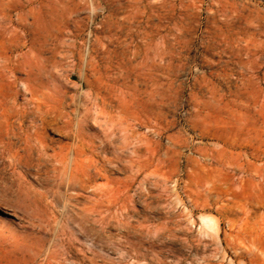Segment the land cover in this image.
<instances>
[{"label":"rangeland","instance_id":"374dc122","mask_svg":"<svg viewBox=\"0 0 264 264\" xmlns=\"http://www.w3.org/2000/svg\"><path fill=\"white\" fill-rule=\"evenodd\" d=\"M0 264H264V0H0Z\"/></svg>","mask_w":264,"mask_h":264},{"label":"bare ground","instance_id":"6f19581e","mask_svg":"<svg viewBox=\"0 0 264 264\" xmlns=\"http://www.w3.org/2000/svg\"><path fill=\"white\" fill-rule=\"evenodd\" d=\"M249 79V78H248ZM13 111V110H12ZM13 113V112H12ZM261 113V112H260ZM26 114V113H25ZM261 116V115H260ZM25 117V116H24ZM3 119V118H2ZM9 120V119H8ZM259 122V121H258ZM20 132V131H19ZM13 133V132H12ZM19 135H20V133H19ZM18 135V136H19ZM17 136V135H16ZM12 137V136H11ZM25 138V137H24ZM17 139V138H16ZM26 140V139H25ZM28 140V139H27ZM39 140H40V138H39ZM29 141V140H28ZM43 141V140H42ZM7 143V142H6ZM45 142H43V144H44ZM71 144V143H70ZM69 144V145H70ZM64 145V144H63ZM62 145V146H63ZM65 145H67V144H65ZM74 145V144H73ZM2 147V146H1ZM69 147V146H68ZM16 148H18V147H16ZM35 148V147H34ZM41 148V147H40ZM59 148H62V147H59ZM13 149H15L14 147H13ZM4 150V149H3ZM30 150V149H29ZM61 150V149H60ZM59 150V151H60ZM15 151V150H14ZM13 151V152H14ZM45 151V150H44ZM47 151V150H46ZM69 151V150H68ZM71 151V150H70ZM10 152V151H9ZM26 152H27V150H26ZM15 153H16V151H15ZM61 153V152H60ZM65 153V152H64ZM64 153H62V154H64ZM12 154V153H11ZM20 154V153H19ZM26 154V153H25ZM75 154V153H74ZM21 155H24L23 153H21ZM40 155V154H39ZM56 155V154H55ZM66 155V154H65ZM26 156V155H25ZM55 157V156H54ZM70 157V156H69ZM76 157V156H75ZM22 158V157H21ZM27 158V157H26ZM254 158V157H253ZM262 158V157H261ZM55 159V158H54ZM66 159V158H65ZM68 159V158H67ZM83 159V156H81V160ZM256 159V158H255ZM31 160V159H30ZM62 160H63V158H62ZM70 160V159H69ZM72 160V159H71ZM74 160V159H73ZM21 161V160H20ZM59 162H61V159H60V161ZM65 162V161H64ZM63 162V163H64ZM81 162V161H80ZM85 162V161H84ZM25 164V163H24ZM58 164V163H57ZM56 164V165H57ZM70 164V163H69ZM71 165V164H70ZM73 165V164H72ZM77 165V164H76ZM58 166V165H57ZM77 167V166H76ZM71 169V168H70ZM258 169V168H257ZM64 170V169H63ZM74 170V169H73ZM89 170H91V169H89ZM68 171H70V170H68ZM75 172V171H74ZM254 172V171H253ZM73 173V172H72ZM72 176V175H71ZM76 176V175H75ZM75 176H74V178H75ZM60 178V177H59ZM77 178H78V176H77ZM70 182H72V181H70ZM82 182H80V184H81ZM84 183V182H83ZM76 184V183H75ZM60 186V185H59ZM77 186H78V184H77ZM82 186H84V184L82 185ZM60 188H62V186L60 187ZM66 194V193H65ZM69 197V196H68ZM67 201V200H66ZM212 223V222H211ZM212 225V224H211ZM27 239V238H26ZM49 249V248H48Z\"/></svg>","mask_w":264,"mask_h":264}]
</instances>
